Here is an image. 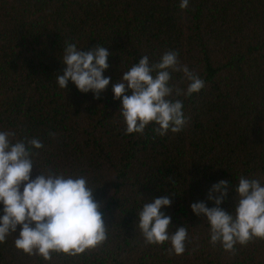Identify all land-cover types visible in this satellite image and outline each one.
Segmentation results:
<instances>
[{"label": "trees", "instance_id": "trees-1", "mask_svg": "<svg viewBox=\"0 0 264 264\" xmlns=\"http://www.w3.org/2000/svg\"><path fill=\"white\" fill-rule=\"evenodd\" d=\"M180 2L0 0V131L16 133L13 142L42 141L32 150V179L48 168L86 177L108 227L100 246L45 261L15 247L18 226L0 243V264H264V240L225 251L210 243L207 217L191 208L200 201L215 207L207 196L221 179L229 184L220 205L228 212L241 176L264 185V0H189L186 9ZM66 42L82 51L99 43L111 53L103 73L111 81L99 99L71 80L58 85ZM169 50L205 80L198 93L175 97L188 123L163 137L155 124L126 135L113 85L143 55L151 63ZM171 77L186 89L182 72ZM165 196L169 232L188 229L180 255L170 242L146 244L136 227L143 204Z\"/></svg>", "mask_w": 264, "mask_h": 264}, {"label": "clouds", "instance_id": "clouds-1", "mask_svg": "<svg viewBox=\"0 0 264 264\" xmlns=\"http://www.w3.org/2000/svg\"><path fill=\"white\" fill-rule=\"evenodd\" d=\"M186 9L189 0H181ZM111 53L99 43L90 51H82L76 44L66 42L62 62L67 65L63 75H56L60 88H68L71 80L82 93L93 92L99 99L111 77H105ZM178 52L169 50L156 62L147 55L134 63L113 85L114 98L120 100L125 134L143 135L150 124L163 137L169 131L179 133L188 123L182 100L205 87V80L187 65H182ZM171 72H182L189 82L186 89L170 83ZM131 90V95L127 94ZM12 131H0V243L17 232L15 247L28 255H38L45 261L53 253L76 256L94 249L108 239V227L101 211L102 202L94 198L95 189L84 176L65 175L52 168L42 171L35 179L33 149L44 147L38 138L16 139ZM22 188V190H21ZM225 179L213 184L206 202L191 204L197 216H206L210 225V243H220L225 251L235 252L236 245H247L256 239L264 240V185L259 179L239 178L235 191L238 201L234 212L220 207L228 196ZM169 197L153 198L138 211V223L146 244L163 245L170 242V251L183 254L188 229L179 227L169 232L172 218L162 209L171 206Z\"/></svg>", "mask_w": 264, "mask_h": 264}]
</instances>
